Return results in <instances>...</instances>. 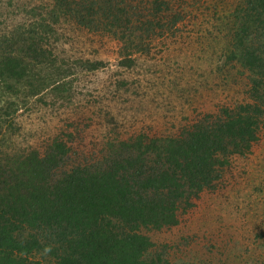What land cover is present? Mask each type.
<instances>
[{"label": "trees", "instance_id": "1", "mask_svg": "<svg viewBox=\"0 0 264 264\" xmlns=\"http://www.w3.org/2000/svg\"><path fill=\"white\" fill-rule=\"evenodd\" d=\"M188 1L53 0L50 12L119 38L129 60L192 15ZM238 3L231 58L249 71L250 100L171 134L114 140L88 162H69L63 141L23 150L12 138L20 110L53 82L46 6L18 36L0 35V264H171L145 228L178 223L181 208L213 189L264 128V0Z\"/></svg>", "mask_w": 264, "mask_h": 264}, {"label": "rangeland", "instance_id": "2", "mask_svg": "<svg viewBox=\"0 0 264 264\" xmlns=\"http://www.w3.org/2000/svg\"><path fill=\"white\" fill-rule=\"evenodd\" d=\"M238 2L189 0L192 15L127 60L119 38L53 18V0H0L3 36L24 32L46 6L42 43L55 63L53 82L20 110L12 138L23 150L63 141L69 162H88L114 140L171 134L198 114L250 100L249 71L231 58ZM144 231L171 264H264V128L213 189L181 208L178 223Z\"/></svg>", "mask_w": 264, "mask_h": 264}]
</instances>
